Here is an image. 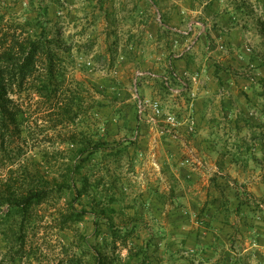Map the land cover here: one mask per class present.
I'll use <instances>...</instances> for the list:
<instances>
[{"label":"rangeland","instance_id":"obj_1","mask_svg":"<svg viewBox=\"0 0 264 264\" xmlns=\"http://www.w3.org/2000/svg\"><path fill=\"white\" fill-rule=\"evenodd\" d=\"M40 3L47 9L45 14L38 7ZM5 5L19 20L41 18L47 25L56 50L65 60L66 85L86 96L84 109L99 99L106 104L90 109V124L82 114V123L78 118L74 124L56 125L51 103L23 95L19 103L24 110L21 120L27 153L40 160L44 150L60 149L65 151L58 157L67 160L76 148L65 142L68 134L86 131L88 125L102 128L107 152H114L103 159L98 155V165L77 174L79 179L88 174L91 180L105 176L109 183L80 199L78 208L88 213L74 229L60 228L61 214L67 210L71 195L35 211L37 223L29 244L37 254L18 264H60L66 257V246L72 248L70 252L77 249V230L92 244L108 240L106 250L116 264L129 256L132 264L140 262L145 256L141 248L147 252V264H264L262 0H0V11ZM176 54L193 56L198 65L208 56L212 72L217 73L215 78L229 82L226 95L237 97L239 104L241 98L244 100V109L239 106L235 112L241 117L239 147L227 152L237 158V170L232 169L237 179L228 174L219 180L210 170V182H180L175 167H160L158 153L144 147L151 127H156L138 116L131 93L135 73L155 72L156 77L144 79L142 92L148 96L146 87L154 84L165 110L174 112L173 100L188 99L189 94H172L164 84L172 69L168 59ZM231 142L228 137L225 143ZM53 164L55 167L54 159ZM112 196L118 201L110 202ZM108 205L114 208L108 213L113 221L134 231L126 247L119 242L115 247L110 244L106 217L99 219L101 233L95 232L96 212ZM218 211L222 215L217 221L213 217ZM223 224L232 230L218 235L214 229H223ZM7 251L0 235L2 264H9Z\"/></svg>","mask_w":264,"mask_h":264},{"label":"trees","instance_id":"obj_2","mask_svg":"<svg viewBox=\"0 0 264 264\" xmlns=\"http://www.w3.org/2000/svg\"><path fill=\"white\" fill-rule=\"evenodd\" d=\"M262 2L264 8V0ZM4 7L5 10L0 11V235L8 246V263L18 264L25 257L37 254L29 244L30 233L37 223L35 211L45 203L71 195L67 210L61 214L60 228L74 229L88 213L86 209L78 208L77 203L106 182L105 176L91 180L88 174L80 179L77 174L85 167L98 165L95 161L98 155L103 159L114 152H107L106 133L100 130L102 128L88 125L86 131L72 130L68 134L65 142L76 148L67 160L58 157L65 151L60 149L44 150L40 160L27 153V136L21 120L24 110L19 103L23 95L37 96L38 100L51 103L58 119L56 125L74 124L82 114L88 123L90 109L106 104L99 99L84 109L86 96L81 90H69L66 85L65 60L56 50L47 25L41 18L19 20L6 5ZM38 7L46 13L42 3ZM169 71L175 78L173 70ZM78 84L82 85L81 82ZM164 84L170 90L165 80ZM263 137L264 132L260 134V138ZM50 168L55 170L50 171ZM117 201L118 198L110 197V202ZM113 211L109 205L95 211V232L101 233L99 219L106 217L112 238L110 244L115 247L119 242L126 247L134 231L117 225L108 214ZM75 234L77 249L70 252L72 248L66 246L67 254L60 264H116L106 250L108 240L107 243L92 244L84 233L77 230ZM139 251L145 252V256L136 264H147L146 250L141 248ZM118 264H132L131 256Z\"/></svg>","mask_w":264,"mask_h":264},{"label":"crops","instance_id":"obj_3","mask_svg":"<svg viewBox=\"0 0 264 264\" xmlns=\"http://www.w3.org/2000/svg\"><path fill=\"white\" fill-rule=\"evenodd\" d=\"M193 59V56L187 57L182 54H176L175 58L168 59L172 70L178 74H182L185 70H192L197 71L201 78V83L196 88L198 91L196 90L195 97L188 94V99L181 97L176 101L173 100L171 105L174 113H179L180 119L185 121L179 130V136L173 137L166 134L160 138L161 135L157 128L151 127L149 139L145 140L144 147L158 153L156 162L160 167H175V174L179 177L180 182L196 183L208 180L210 170L215 171L214 175L219 180L228 174L237 179L236 172L232 171V169L237 170V158L235 154L229 156L231 154L229 151H236L239 147L237 140L241 117L235 112L239 111V106L244 109L241 107L244 100L241 98L242 102L239 104L237 97L231 98L226 95L225 89L230 87L229 82L215 78L217 73L215 70L214 73L212 72L214 68L210 64L212 59L210 60L208 56L205 60L201 58L203 68L194 63ZM208 60L210 61L208 62ZM206 66H209V69ZM143 84L144 81L141 85V92ZM146 94L156 99L161 96L159 88L154 84L146 87ZM255 101L260 105L258 98ZM189 118L194 121L193 131L189 128L187 121ZM228 137L233 141L229 145L225 143ZM228 149L230 150L228 151ZM252 149L254 148L249 150L252 151ZM253 161L256 163V160ZM244 166H248V164H244ZM215 190V187L211 188V192L215 193ZM221 215L222 213L218 211L213 218L218 221L221 219ZM214 230L217 234L219 233L218 235L220 233L226 235L232 229L230 225L223 224V229L219 227ZM225 235H223L224 240H226Z\"/></svg>","mask_w":264,"mask_h":264},{"label":"built area","instance_id":"obj_4","mask_svg":"<svg viewBox=\"0 0 264 264\" xmlns=\"http://www.w3.org/2000/svg\"><path fill=\"white\" fill-rule=\"evenodd\" d=\"M224 48V46H222ZM157 74L153 71L137 70L131 87L132 97L136 102L139 118L157 128L160 135L168 134L173 137L179 136V130L185 121L181 120L176 113L166 111L159 99L144 95L141 92V85L146 78H154ZM173 78L171 75L165 76V83L168 85L172 94L182 95L188 92L190 96L197 95L196 88L201 83L198 72L193 73L185 70L182 74H178L173 70ZM174 82H178L175 84ZM192 85V86H191ZM191 131L194 130V121L187 120Z\"/></svg>","mask_w":264,"mask_h":264}]
</instances>
